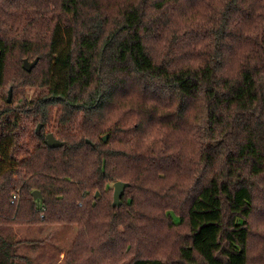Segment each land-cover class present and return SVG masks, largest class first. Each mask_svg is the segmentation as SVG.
Listing matches in <instances>:
<instances>
[{
	"label": "trees",
	"instance_id": "16d2710c",
	"mask_svg": "<svg viewBox=\"0 0 264 264\" xmlns=\"http://www.w3.org/2000/svg\"><path fill=\"white\" fill-rule=\"evenodd\" d=\"M65 223L64 264H264V0H0V264Z\"/></svg>",
	"mask_w": 264,
	"mask_h": 264
},
{
	"label": "rangeland",
	"instance_id": "374dc122",
	"mask_svg": "<svg viewBox=\"0 0 264 264\" xmlns=\"http://www.w3.org/2000/svg\"><path fill=\"white\" fill-rule=\"evenodd\" d=\"M10 88V97H12V86L7 87L5 95L8 96ZM32 93L33 90L30 89L25 92V95L31 96ZM113 183L108 182V186L113 188ZM98 193L96 191L95 194L98 195ZM174 220L178 221L177 217H174ZM15 229L17 230L15 238L22 239L17 246V253L25 256L27 260L19 258L14 264H64V252L70 248L77 232V226L69 223L20 225L15 226Z\"/></svg>",
	"mask_w": 264,
	"mask_h": 264
},
{
	"label": "water",
	"instance_id": "95a60500",
	"mask_svg": "<svg viewBox=\"0 0 264 264\" xmlns=\"http://www.w3.org/2000/svg\"><path fill=\"white\" fill-rule=\"evenodd\" d=\"M38 57H35L32 61H29L28 58H24L22 62V66L25 70L29 71L36 64ZM11 96V88L8 91L7 101H10ZM40 128V124L37 125V130ZM107 134L102 136V139L106 141ZM45 143L49 147H59L63 144V141L59 140L54 136L52 132H49L45 136ZM129 184L127 182L117 180L113 183V195H112V206H119L121 204V196L124 193L125 188ZM32 196L34 199L41 198V193L38 190H33Z\"/></svg>",
	"mask_w": 264,
	"mask_h": 264
},
{
	"label": "built area",
	"instance_id": "2783aa9c",
	"mask_svg": "<svg viewBox=\"0 0 264 264\" xmlns=\"http://www.w3.org/2000/svg\"><path fill=\"white\" fill-rule=\"evenodd\" d=\"M13 198H14V196H13Z\"/></svg>",
	"mask_w": 264,
	"mask_h": 264
}]
</instances>
